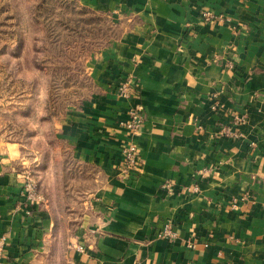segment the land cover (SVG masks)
<instances>
[{"label":"crops","instance_id":"obj_1","mask_svg":"<svg viewBox=\"0 0 264 264\" xmlns=\"http://www.w3.org/2000/svg\"><path fill=\"white\" fill-rule=\"evenodd\" d=\"M74 1L127 24L91 65L98 92L58 130L97 184L64 252L0 141L1 264H264V0ZM168 223L172 240L158 237Z\"/></svg>","mask_w":264,"mask_h":264},{"label":"rangeland","instance_id":"obj_2","mask_svg":"<svg viewBox=\"0 0 264 264\" xmlns=\"http://www.w3.org/2000/svg\"><path fill=\"white\" fill-rule=\"evenodd\" d=\"M126 26L74 0H0V141L16 145L23 187L48 206L64 252L97 178L59 126L98 92L91 65Z\"/></svg>","mask_w":264,"mask_h":264},{"label":"built area","instance_id":"obj_3","mask_svg":"<svg viewBox=\"0 0 264 264\" xmlns=\"http://www.w3.org/2000/svg\"><path fill=\"white\" fill-rule=\"evenodd\" d=\"M202 17L205 21L210 20H220L222 18H215V16L210 12H203ZM135 83H132L131 81H126L123 84H121L118 87V91L120 94L124 96H130L135 89ZM131 119L128 123H126L125 127L129 129L132 133H137L140 131L142 125H143V115L140 112H133L131 113ZM124 164L127 171H131L132 169L139 168L140 167V155L139 151L136 148V146L131 142L127 144L125 151H124ZM30 185V184H29ZM34 186H29V190L33 189ZM31 188V189H30ZM164 189L171 190V184L170 182H166L163 185ZM158 237L160 238H166V239H174L176 237V234L172 231L171 225L168 223L166 224L163 229L159 232ZM7 237L5 235L0 236V264L1 260L4 257V250L7 246ZM80 250H82L81 247H79Z\"/></svg>","mask_w":264,"mask_h":264}]
</instances>
